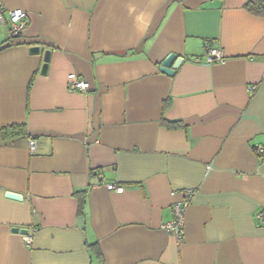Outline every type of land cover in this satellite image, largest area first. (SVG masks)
<instances>
[{
	"label": "crops",
	"instance_id": "crops-1",
	"mask_svg": "<svg viewBox=\"0 0 264 264\" xmlns=\"http://www.w3.org/2000/svg\"><path fill=\"white\" fill-rule=\"evenodd\" d=\"M249 1L0 0L6 22L28 13L15 38L0 22V264H264V16ZM207 45L225 61L195 63ZM188 190L179 241L163 227Z\"/></svg>",
	"mask_w": 264,
	"mask_h": 264
},
{
	"label": "built area",
	"instance_id": "built-area-1",
	"mask_svg": "<svg viewBox=\"0 0 264 264\" xmlns=\"http://www.w3.org/2000/svg\"><path fill=\"white\" fill-rule=\"evenodd\" d=\"M5 11L0 8V22L3 25H9V33L11 37H17L20 35L23 30L26 28L28 25V13H26L23 10H12V11H7L8 15V22L5 21L4 19ZM206 55L203 59L201 58H196L194 59V62L197 64H215V63H222L225 61V55L222 50L211 47L210 45L206 46ZM68 88L70 91H80V92H85L91 88L90 83L87 81H84L80 78H78L76 75H70L68 77ZM37 151V141L33 138L29 139V152L31 155H34ZM257 153L260 155H264V148L263 147H258L257 148ZM95 180L97 182H100V176L97 175L95 176ZM108 189L111 191H116L117 193H123L124 188L119 187L116 185L109 184ZM195 196L194 191L188 190L186 192V198L184 201L177 203L173 206V213H174V218L172 221L164 225V229L174 235L179 241L183 240L184 237V226H185V213L186 210L188 209L190 202L192 198ZM258 219L261 223H264V213H260L258 215ZM24 242L27 245H30L32 243V236L27 234V235H22Z\"/></svg>",
	"mask_w": 264,
	"mask_h": 264
},
{
	"label": "water",
	"instance_id": "water-1",
	"mask_svg": "<svg viewBox=\"0 0 264 264\" xmlns=\"http://www.w3.org/2000/svg\"><path fill=\"white\" fill-rule=\"evenodd\" d=\"M11 46V43H5L3 45L0 46V51L3 49H6L8 47ZM31 54L37 55L40 54L41 52V48L39 46H33L30 47L29 49ZM50 56H51V52L50 51H45L44 52V56H43V66L41 69V73L43 75H45L48 71V65H49V61H50ZM184 59L182 57H178L175 54H171L169 55L165 61H163V63L161 64L159 70L161 73L167 75V76H174L176 71L180 68V66L183 64ZM6 197L15 201H21L22 200V196L15 194V193H6ZM13 232L16 234H23V235H27L28 231L26 230H20V229H13Z\"/></svg>",
	"mask_w": 264,
	"mask_h": 264
},
{
	"label": "trees",
	"instance_id": "trees-1",
	"mask_svg": "<svg viewBox=\"0 0 264 264\" xmlns=\"http://www.w3.org/2000/svg\"><path fill=\"white\" fill-rule=\"evenodd\" d=\"M245 8L252 14L257 16H264V1L263 0H250ZM21 35V34H20ZM19 36V35H18ZM15 38V37H11ZM169 127H179L178 124H167ZM25 135V125H18V126H9L3 127L1 131V136L3 140H7L8 138H12L15 136H23ZM98 175V172H93V177ZM94 249V246H91ZM96 255L98 258H101V254L97 250H95ZM102 264V263H101Z\"/></svg>",
	"mask_w": 264,
	"mask_h": 264
}]
</instances>
